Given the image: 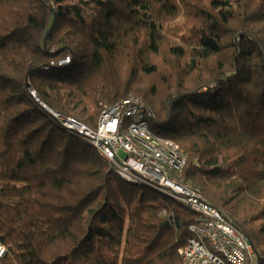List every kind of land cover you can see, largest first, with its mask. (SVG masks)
I'll use <instances>...</instances> for the list:
<instances>
[{
    "label": "trees",
    "instance_id": "trees-1",
    "mask_svg": "<svg viewBox=\"0 0 264 264\" xmlns=\"http://www.w3.org/2000/svg\"><path fill=\"white\" fill-rule=\"evenodd\" d=\"M29 88L93 127L140 97L186 154L178 178L264 264V0H0V264H181L197 214L152 202Z\"/></svg>",
    "mask_w": 264,
    "mask_h": 264
},
{
    "label": "built area",
    "instance_id": "built-area-1",
    "mask_svg": "<svg viewBox=\"0 0 264 264\" xmlns=\"http://www.w3.org/2000/svg\"><path fill=\"white\" fill-rule=\"evenodd\" d=\"M69 61L66 56L50 65ZM29 91L39 101L34 90ZM39 103L63 127L77 132L91 144L120 177L153 188L197 214V221L189 225L187 240L178 249L181 264H249L252 249L244 234L203 199L198 187L178 178L186 154L175 140L150 128L147 119L150 113L140 97L105 104L94 127ZM5 252L0 243V258Z\"/></svg>",
    "mask_w": 264,
    "mask_h": 264
},
{
    "label": "rangeland",
    "instance_id": "rangeland-1",
    "mask_svg": "<svg viewBox=\"0 0 264 264\" xmlns=\"http://www.w3.org/2000/svg\"><path fill=\"white\" fill-rule=\"evenodd\" d=\"M29 93H30V91H29ZM141 191L145 192L146 196L150 197L153 200L152 202H154V203H158V204L163 203L165 200H167L169 198L168 196L162 194L161 192L154 190V189L147 188V187L142 188ZM249 264H250V262H249Z\"/></svg>",
    "mask_w": 264,
    "mask_h": 264
}]
</instances>
